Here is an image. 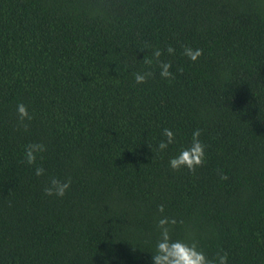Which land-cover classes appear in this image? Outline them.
<instances>
[{
	"label": "trees",
	"instance_id": "obj_1",
	"mask_svg": "<svg viewBox=\"0 0 264 264\" xmlns=\"http://www.w3.org/2000/svg\"><path fill=\"white\" fill-rule=\"evenodd\" d=\"M197 128L205 162L171 169ZM165 216L209 259L264 264V0H0V264H152Z\"/></svg>",
	"mask_w": 264,
	"mask_h": 264
},
{
	"label": "clouds",
	"instance_id": "obj_2",
	"mask_svg": "<svg viewBox=\"0 0 264 264\" xmlns=\"http://www.w3.org/2000/svg\"><path fill=\"white\" fill-rule=\"evenodd\" d=\"M174 49L172 47L167 48V52L172 54ZM202 52L201 49H193L191 47H185L183 55L188 58L189 61L195 62ZM153 59L157 60L160 67V76L162 78H171L172 72L169 71L171 64L169 62H161L159 58L162 52L159 48L152 52ZM151 63V61H148ZM182 70V69H181ZM151 73L134 74V80L137 84H141L145 81L146 77ZM16 111L21 120L31 119L26 106L23 103H19L16 106ZM164 139L158 144L159 150L166 149L169 145L174 143L175 136L171 129L165 128L163 130ZM201 130L199 128L194 129L191 133V139L186 147H182L177 155L172 156L168 161V166L177 170L180 168H186L189 171H194L197 167L202 165L206 160L205 148L206 145L200 139ZM45 150L44 145L41 143H31L27 145L24 151V159L27 164L31 165L35 162L37 155ZM36 176H41L44 173L42 167H37L34 170ZM224 177L221 176V179ZM69 181H61L55 177L51 178L48 185L45 187L44 192L46 195H55L57 197H63L66 190L69 188ZM159 210L163 211V206L159 207ZM174 219L168 217H161L157 221V227L160 231V238L155 244V251L151 254L152 264H227V255L218 254L215 259H209L205 256L204 252L199 250L194 243L189 244L180 239H172L170 237V225L175 224Z\"/></svg>",
	"mask_w": 264,
	"mask_h": 264
}]
</instances>
